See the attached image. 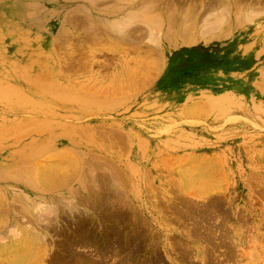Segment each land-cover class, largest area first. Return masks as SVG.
I'll use <instances>...</instances> for the list:
<instances>
[{"label": "rangeland", "instance_id": "1", "mask_svg": "<svg viewBox=\"0 0 264 264\" xmlns=\"http://www.w3.org/2000/svg\"><path fill=\"white\" fill-rule=\"evenodd\" d=\"M0 264H264V0H0Z\"/></svg>", "mask_w": 264, "mask_h": 264}, {"label": "bare ground", "instance_id": "2", "mask_svg": "<svg viewBox=\"0 0 264 264\" xmlns=\"http://www.w3.org/2000/svg\"><path fill=\"white\" fill-rule=\"evenodd\" d=\"M150 8V7H149ZM142 18V17H141ZM157 21V20H156Z\"/></svg>", "mask_w": 264, "mask_h": 264}]
</instances>
